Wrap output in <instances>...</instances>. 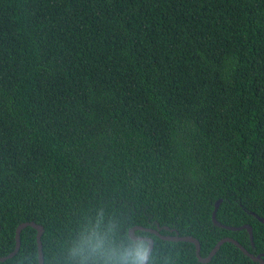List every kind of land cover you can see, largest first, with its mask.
Segmentation results:
<instances>
[{
	"label": "trees",
	"instance_id": "trees-1",
	"mask_svg": "<svg viewBox=\"0 0 264 264\" xmlns=\"http://www.w3.org/2000/svg\"><path fill=\"white\" fill-rule=\"evenodd\" d=\"M226 226L249 224L247 230ZM264 0H0V256L44 264L133 226L264 252ZM37 230L0 264H39ZM147 264H258L150 232ZM99 264L104 257L98 256ZM115 259V258H113ZM84 264H95L88 259Z\"/></svg>",
	"mask_w": 264,
	"mask_h": 264
},
{
	"label": "water",
	"instance_id": "water-1",
	"mask_svg": "<svg viewBox=\"0 0 264 264\" xmlns=\"http://www.w3.org/2000/svg\"><path fill=\"white\" fill-rule=\"evenodd\" d=\"M221 202H222V200H218L215 203V208H214V211L212 214V221H213L214 225H216L218 227H223L227 230H232V231L243 230V229L247 230L249 235H250L251 244L253 246V229H252L251 225L244 224L240 227H233V226L223 225L222 223L217 221L216 214H217V211L219 209ZM251 214H253L261 223L264 224V218L254 214V213H251ZM26 226H31L37 230L36 240H37V246H38L39 264H44V252H43V244H42V234L44 232V226L40 223L35 222V221H23V222L18 224V226L16 227V231H15V240H16L15 241V247L7 255L0 256V261H4L8 258H11L18 252V250L21 246V231ZM161 229L162 228H160L159 226L157 227V229H146L142 226H133L129 230V237L132 241H145L147 243L146 259L144 260V264H147L149 261V257L153 251V248H154V240L151 237L137 236L136 235L137 231L150 232L152 234L159 236L161 239L166 240V241L192 243L195 245L197 259L201 263H209L224 243H233L235 246H237L243 252L244 255L249 257L253 262H256L258 264H264V252H262L258 255H254V254L250 253L244 246H242L239 242H237L233 238H230V237L222 238L221 240H219L217 242V244L214 246V248L211 250V252L208 254V256L203 257L201 255V245H200V242L197 238H195L193 236H189V235L180 236L178 234V232H175L174 229H170L169 227H163V229L170 231V232H173L174 235L173 234L161 235L159 232Z\"/></svg>",
	"mask_w": 264,
	"mask_h": 264
},
{
	"label": "clouds",
	"instance_id": "clouds-1",
	"mask_svg": "<svg viewBox=\"0 0 264 264\" xmlns=\"http://www.w3.org/2000/svg\"><path fill=\"white\" fill-rule=\"evenodd\" d=\"M85 243L86 247L84 244H80L71 250L72 257H79L81 264H84L88 259H93L95 264H99V260L96 259L98 256L104 257V264H144L146 259L144 248L138 247L131 255L127 250L121 254L116 248L106 246V237L95 232Z\"/></svg>",
	"mask_w": 264,
	"mask_h": 264
}]
</instances>
